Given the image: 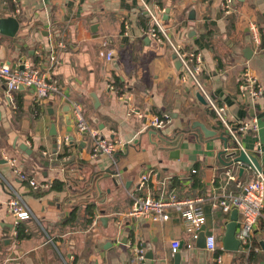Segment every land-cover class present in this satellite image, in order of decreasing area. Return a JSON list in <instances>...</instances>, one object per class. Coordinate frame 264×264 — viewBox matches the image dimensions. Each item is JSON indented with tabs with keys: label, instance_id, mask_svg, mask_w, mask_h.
Wrapping results in <instances>:
<instances>
[{
	"label": "crops",
	"instance_id": "1",
	"mask_svg": "<svg viewBox=\"0 0 264 264\" xmlns=\"http://www.w3.org/2000/svg\"><path fill=\"white\" fill-rule=\"evenodd\" d=\"M145 1L177 45L201 53V84L224 108L227 121L234 126L255 121L257 130L237 131V141L226 133L198 88L183 79L167 43L152 37L140 0H0V18L18 22L13 37L0 34V64L46 68L55 56L58 63L48 73L63 92L36 100L34 90L24 87L10 97L0 82V264H140L135 247L152 254L142 264H264V209L253 230L259 250L249 262L250 252L241 246L224 248L220 238L232 211L214 204L223 195L241 194L253 178L246 163L234 161L240 151L255 157L264 173V43L255 44L248 30L249 22L264 28V0H233L228 15L223 0ZM246 46L253 50L250 58L241 54ZM100 50H111L112 59L105 61ZM244 68L260 82L259 99L239 92ZM116 80V91L108 89ZM118 90L130 100H119ZM72 100L83 107L89 126L122 141L113 160L90 157L92 141L77 131ZM152 115L168 116L161 129L148 126ZM195 124L216 135L194 137ZM64 150L68 155L61 163L57 155ZM14 168L55 187L34 189ZM228 169L236 180L227 179ZM143 174L150 178L142 187ZM14 192L32 213L21 221L27 233L19 241L7 210ZM145 195L202 197L205 234L217 238L215 252L198 247L175 210L164 221L128 217L133 198ZM87 204L94 205L90 224ZM241 225L238 212L236 236ZM174 240L180 242L178 261L171 251Z\"/></svg>",
	"mask_w": 264,
	"mask_h": 264
},
{
	"label": "built area",
	"instance_id": "2",
	"mask_svg": "<svg viewBox=\"0 0 264 264\" xmlns=\"http://www.w3.org/2000/svg\"><path fill=\"white\" fill-rule=\"evenodd\" d=\"M143 9L151 20L150 33L157 42L167 43L172 50L175 59L180 63V71L182 72L183 79L186 77L198 88L206 103L214 112L217 120L223 125L226 133L235 141H237V131H256L257 125L255 121L238 124V126L231 125L226 118L224 108L218 106L211 95L204 89L201 84L200 74L202 72V56L196 50H184L181 46L177 45L172 37L168 34L160 17L153 12L147 5L145 0H140ZM221 9L224 14L228 15L234 11L233 0H223L221 2ZM248 30L252 36L253 42L257 45L264 43V28H258L253 23H248ZM60 48H64L62 43L58 44ZM105 46V43L103 44ZM113 52L111 50H100L99 56L105 61L112 59ZM49 64L46 68L44 65L32 67L28 63H23L20 68H11L7 64H0V82H3L8 96L11 97L13 91L20 87L32 88L35 92L36 100L47 98L51 94H62L61 86L53 79L50 78L48 69L54 68L58 61L55 56L49 57ZM44 64V62H43ZM108 89L116 91L114 86L110 83L107 85ZM239 92L246 95L252 100L259 99L263 95V89L257 77L248 68H244L240 74ZM117 98L121 101H129L128 94H118ZM71 111L75 118L77 131L90 137L91 151L90 157L95 158L99 155H105L114 159L118 150H122L123 143L118 139H109L100 134V132L88 125L81 104L75 100L70 101ZM131 111H134L131 108ZM139 116L138 112H136ZM168 116H155L152 115L148 118V126L155 130L161 129L166 122ZM11 166H14L15 161L10 159ZM249 168L253 170V178L243 185L242 193L239 195H223L215 204V207L220 208L224 213H229L236 209L242 216V225L237 233V238L240 240V246L243 252L258 251V247L253 244V230L259 217H261L264 209V173L259 171L249 159ZM13 172L18 176L22 182H27L32 188H49L51 183H40L26 174L21 172L18 168H14ZM228 180H236L231 170L226 171ZM150 174H143L140 177V186H145L149 180ZM240 186V183L237 182ZM203 198L198 197H184L177 198L174 195L167 197H154L150 195L138 196L133 198L131 207L127 213L128 217L142 218L152 221H164L169 218V210H175L188 224V234L192 239H197L198 231L202 225L205 224L204 213L201 206ZM7 210L13 218V226L19 222L32 217V213L28 206L22 201L21 197L14 192L9 198L7 203ZM16 230L12 231V236H16ZM217 238L213 234L206 235L205 249L213 253L217 249ZM180 246V242L174 240L171 242V251L175 253ZM134 255L137 263L142 264L144 261V249L141 247L134 248ZM218 263H221V256L216 258ZM246 264V263H242Z\"/></svg>",
	"mask_w": 264,
	"mask_h": 264
},
{
	"label": "water",
	"instance_id": "3",
	"mask_svg": "<svg viewBox=\"0 0 264 264\" xmlns=\"http://www.w3.org/2000/svg\"><path fill=\"white\" fill-rule=\"evenodd\" d=\"M166 14L168 13V9L165 11ZM18 30V22L14 17H4V18H0V34H3L5 36L8 37H13L16 32ZM235 51H238L237 48H234ZM253 53V50L250 48V46H246L242 51L241 54L244 55L245 58H250L251 55ZM174 60L175 56L173 55L172 57ZM177 65L180 67V63L178 60H176ZM23 87H20L19 89H22ZM93 99L95 100V102H98L95 99V94H92ZM198 98L202 100L200 94H198ZM194 132L192 133L194 137L196 138H210L214 135H216L215 131L209 130L208 128H206L205 126H203L202 124H195V128L193 130ZM83 136H86L85 134ZM220 139H222L224 142L226 141V138L221 136ZM175 141L174 140H167L166 139V143L171 144ZM224 146L226 147V143H224ZM23 150H26L25 146L21 147ZM249 159L251 160V162L254 164V166L259 170L262 171L258 161L256 160L255 157L253 156H249L248 154H245L244 151H240L239 156L236 157L234 159L235 162H244L246 164H249ZM113 183L116 184L115 180H113ZM238 217V211L236 209L232 210L231 215H230V222L227 224L226 226V233L225 235L220 238V240L223 241L224 244V248L227 250H238L239 246H240V240L236 237V220ZM100 221H102L103 223H106L107 221V217L106 216H101L100 217ZM205 238H206V234H205V225H202L198 231V237H197V245L200 248H204L205 247ZM180 247V246H179ZM262 247L264 248V244L262 245ZM145 259H151L152 258V254L150 252V250H147L145 255H144ZM179 258V254L178 252L174 254V259L175 261H178Z\"/></svg>",
	"mask_w": 264,
	"mask_h": 264
},
{
	"label": "trees",
	"instance_id": "4",
	"mask_svg": "<svg viewBox=\"0 0 264 264\" xmlns=\"http://www.w3.org/2000/svg\"><path fill=\"white\" fill-rule=\"evenodd\" d=\"M119 83L120 81L116 80V81H112L110 82V84H112L113 86H116L118 87L119 86ZM118 93L121 94V91L118 90ZM38 103H34V109H37L38 108ZM68 155V152L66 150H64L62 153L58 154L57 155V159L58 161H61L62 163V160ZM57 161V160H56ZM73 161L70 164H72ZM52 188L55 187V182L52 183L51 185ZM178 198V197H177ZM86 212H87V219H86V224H90L94 218V205L93 204H87L86 205ZM16 240L19 241L24 235L25 233H27V229L25 226L22 225V222H19L17 225H16ZM249 262H251L253 259H254V251L251 250L250 251V254H249Z\"/></svg>",
	"mask_w": 264,
	"mask_h": 264
}]
</instances>
